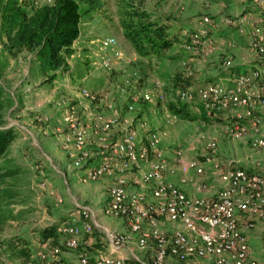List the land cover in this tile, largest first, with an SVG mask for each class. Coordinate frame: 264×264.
Wrapping results in <instances>:
<instances>
[{
	"label": "rangeland",
	"instance_id": "obj_1",
	"mask_svg": "<svg viewBox=\"0 0 264 264\" xmlns=\"http://www.w3.org/2000/svg\"><path fill=\"white\" fill-rule=\"evenodd\" d=\"M131 1L140 3L138 0H103L102 11L83 24L81 36L72 45L75 55L69 58L73 67L83 70L79 78L73 80L66 76L44 84L29 53L23 52L10 59L1 80L5 93L11 100L6 104L5 119L7 126L14 127L15 135L7 158L10 160L9 164L20 170L16 179V183L20 184V197L13 205L19 217L6 222L0 233L3 239L11 238L19 246H23L19 237L28 241L39 239L40 242L42 228L55 224L57 226L62 222L80 224L76 215L78 206L93 209L97 223L92 235L106 239L104 229H114L123 220L122 217L105 214L102 210L109 203L108 191L114 178L105 174L98 179H91L84 170L99 165L110 155V144L121 138L130 126H138L139 122L146 124L145 132L143 129L139 130L144 139L150 129L158 128L166 132L160 142L164 153L166 149L173 156L175 150L182 148L186 158L204 162V177L212 190L219 188V179L212 172L211 161H207L209 157L217 158L225 165L231 164L233 167H243L264 174V151L253 149L249 140L229 138L224 132L225 123L222 120L215 123L209 121L208 118L211 117L203 114L200 101L183 102L176 96V89L179 87L199 85L189 79L195 73L194 69L195 77H198L199 72L210 63H216L217 68L218 65L233 68V65L226 66L224 60L231 59L234 62V52L219 56L213 61H208L207 57L210 58L211 52L222 47L224 42L227 47L238 44L235 39L216 37L214 33L217 31L219 35L220 30L226 26L227 31L234 32V36L238 37V31H233L226 20L241 17L247 11L248 7L243 10V5L239 2L244 0H145L142 3L141 6L151 14L173 24L176 32L182 31L185 40H189L197 28L203 27L204 16H209L212 24L208 23L206 26L210 29L208 38L212 42L207 47L213 48L196 65L173 49L168 50V54L173 57L162 60L149 59L133 52L130 43L124 41L119 24L122 5ZM191 23L197 28L188 30L187 25ZM107 36L116 38L117 43L113 48L102 45V38ZM92 38L96 39L91 40ZM184 42H178L177 48L182 49L180 45ZM245 48L261 59V56L250 50L248 43ZM200 49H206V45H201ZM181 68L186 77H180V83L174 86L172 78L182 76ZM156 78L167 83L165 92L169 99L150 103L142 100L140 93L144 88L152 89ZM84 89L100 96L91 103L93 111H103L108 117L112 114L117 116L118 121L109 130L97 129L100 127L96 120L86 116L82 106L87 100L80 95ZM107 103L111 104V108ZM131 104L133 109L128 107ZM178 106L188 113V117L175 113L174 109ZM70 107L74 108L86 128L82 150L73 148L67 151L63 148L69 130L62 116ZM209 139L216 140L215 148H206V141ZM80 156L85 157L84 167L81 169L75 164ZM148 167V161H141L139 165L126 171L129 191H143L150 195V188L142 187L136 181ZM190 176L194 177V174L191 172ZM168 178L179 183L183 175L178 172ZM191 183L189 180L185 186L189 193L196 194ZM262 226V222H258L256 228L248 232L249 241L260 264H264ZM55 236L60 235L56 233ZM3 244L0 248V264H20V259H15L7 249L6 242ZM134 245L135 252L140 253L141 250L135 243ZM30 261L34 264L37 257L33 255ZM169 264L179 263L172 261Z\"/></svg>",
	"mask_w": 264,
	"mask_h": 264
},
{
	"label": "built area",
	"instance_id": "obj_2",
	"mask_svg": "<svg viewBox=\"0 0 264 264\" xmlns=\"http://www.w3.org/2000/svg\"><path fill=\"white\" fill-rule=\"evenodd\" d=\"M252 3L264 15V0H252ZM203 21L204 26L197 28V32L183 43L186 51L201 56L213 48L207 47L212 41L206 26L212 24V20L206 15ZM226 22L247 36L250 50L261 56L262 62L239 72L230 85L210 81L195 87H179L176 96L183 102L200 101L206 116L211 118L228 113L229 120L224 125L226 135L233 140H249L253 149L264 151V18L254 19L247 11ZM102 39V45L111 48L117 43L115 37ZM201 45H206V49H200ZM224 64L230 67L233 61L225 59ZM166 87L164 80L156 78L152 89L144 88L140 98L149 103L165 102L169 99ZM80 95L87 100L83 101L86 103L82 109L86 116L96 120L100 127L97 129L109 130L118 121L114 114L108 117L103 111L92 110L91 103L99 96L97 93L84 89ZM107 106L111 108V104L107 103ZM128 107L133 109L132 104ZM70 108L62 116L69 130L63 148L82 150L86 128L74 108ZM145 125L139 122L138 126H130L121 138L110 144L108 157L99 165L84 170L91 179L105 174L114 178L108 191L109 203L102 210L105 214L122 217L129 229L105 228L110 254L92 258L88 253H81L75 264H169L172 261L179 264H260L248 232L262 222L264 233V174L225 165L219 159L209 157L207 161H211L212 172L218 176L219 188L213 196L206 195L204 193L213 188L204 177L205 163L186 158L182 148L175 150L174 158L170 160L160 148L166 132L150 129L144 139L139 130L145 132ZM216 146L215 139L206 141L207 149ZM84 159L80 156L75 161L76 167L83 168ZM141 161H148L149 167L136 181L142 187L148 186L150 195L128 190L126 171ZM178 172L183 175L181 182L168 178ZM191 172L194 177L190 176ZM189 180L196 194L188 192L185 184ZM77 213L80 224L62 222L56 226V233L62 236L61 243L54 244L50 239L40 242L36 257L42 264H63L61 253L78 248L80 237L93 232L97 223L93 209L78 206ZM164 220L172 227L163 226ZM134 243L139 250L151 253L149 259L134 253L130 257L119 255L122 250L132 248Z\"/></svg>",
	"mask_w": 264,
	"mask_h": 264
},
{
	"label": "trees",
	"instance_id": "obj_3",
	"mask_svg": "<svg viewBox=\"0 0 264 264\" xmlns=\"http://www.w3.org/2000/svg\"><path fill=\"white\" fill-rule=\"evenodd\" d=\"M138 1L137 4L125 2L120 10L119 24L124 39L142 57L172 58L168 50L179 42L182 31L176 32L173 24L144 9L141 5L145 0ZM103 6V0H0V233L6 222L19 217L13 205L20 197V184L16 183L20 170L9 164L7 158L15 130L6 125L5 108L7 101L11 100L1 80L10 59L23 52L29 53L44 84L66 76L73 80L79 78L83 70L69 62V58L75 55L73 42L81 36L83 24L100 13ZM172 79L174 86L181 81L178 75ZM174 110L176 114L188 117L183 108L178 106ZM202 112L206 115L203 108ZM54 226L40 230L42 239L57 237ZM18 239L23 241V246L0 235V248L6 242L11 255L19 258L22 264H28L35 251L30 248L28 240Z\"/></svg>",
	"mask_w": 264,
	"mask_h": 264
},
{
	"label": "crops",
	"instance_id": "obj_4",
	"mask_svg": "<svg viewBox=\"0 0 264 264\" xmlns=\"http://www.w3.org/2000/svg\"><path fill=\"white\" fill-rule=\"evenodd\" d=\"M239 2L241 5H243V10L248 7L247 11L252 13V15L254 16V19L262 18V16L264 18V15H262V13L259 11L260 9H258L257 6L253 5L252 1L249 2L248 0H244V1H239ZM247 11H244V12H247ZM187 27H188V30H192V29L197 28L192 23L188 24ZM225 28H226V26H224L220 30V33H218L219 35H217V31H215L216 34L214 33V35L216 37L221 36L224 39L225 38H230L233 40L235 39L238 42V44H234L233 45L234 47L232 46L233 47L232 48V47H227L226 45H224L225 42L223 41L224 42L223 46L217 48L214 52H211L212 54L210 55V58H209V56L207 58L209 59L208 61H213V59H217L219 56L234 52V53H236V57H235L234 62H233V68L229 69V68H226L224 66L221 67L219 65L217 68V67H215V65H217L216 63H215V65H214V63H210V64H208V67H206V69L201 70L199 72L198 77H195L196 71L194 69L195 73L192 74V78H189L193 83L195 82V83L200 84V83H206V82L213 81V82H221V83L230 85L233 83L235 76L239 72H243V71H246V70L253 68L254 66L258 65L259 61L261 60V59L257 58V56H255L253 53H251L248 49L246 50L245 44L248 43L247 42L248 41L247 36L239 33L236 26H232V29H233V31H235V30L238 31V37L237 38L234 36V32H229ZM214 35H213V37H214ZM216 37H215V39H217ZM91 40H93V39H91ZM184 40L185 39L181 33L179 42H182V41L184 42ZM124 41H126V40L124 39ZM127 43H129V42H127ZM177 44H178V42L172 47V49L177 54L181 55V53H182L184 58L192 60L193 65H196L197 62H202L200 59L203 57L200 54H193L191 52L186 51L184 48L179 49L176 46ZM180 46L183 47V43H181ZM131 49L133 52H135V50L133 49L132 46H131ZM231 54H233V53H231ZM227 56H229V55H227ZM205 64H207V63H205ZM200 67H201V65H200ZM181 70H182V74H181L182 76H180V77L181 78L186 77L183 73L182 68H181ZM209 76H212L214 78L209 79L210 78ZM228 115H229L228 113H224V114L219 115L217 117L208 118V120L212 121L214 123L217 122V120H222L221 122L226 123L229 120ZM164 151H165L166 157H168L170 159L174 158L173 157L174 155L172 156V154H168L166 149ZM215 192H216V190H211L210 192H205L204 194L213 196ZM197 194H199V193H197ZM162 224L165 227H169V228L172 227L171 224L167 220H164ZM114 229L115 230L119 229V231H127L129 228L126 225L125 221L121 220L120 222L117 223V227H115ZM92 234H93V232L90 234H83L80 237V244H79L78 248L70 249V250H64L60 255L61 262L63 264H75L76 261L78 260V256L81 253H88L92 258L97 257L100 254H110V249L108 247V243H107L106 239H102L100 236L99 237L93 236ZM46 239H50L56 243H61L62 236H59V237L49 236ZM46 239H40V242H42L43 240H46ZM28 242H29L30 248L33 251H35L34 255L36 257V252H37L36 250H37V248H39V244H40L39 239H38V241H35V240L32 241L31 240ZM135 248H136L135 245L132 244V248H127V249L122 250V252H120L119 255L124 256V257H130V256L135 254L137 256L147 258V259H149V257L151 256L150 252H144V251H140V253L137 251L135 252ZM15 259H17V258H15ZM19 262H20V260H19ZM20 264H22V263L20 262ZM34 264H42V263L37 257V261H34Z\"/></svg>",
	"mask_w": 264,
	"mask_h": 264
}]
</instances>
